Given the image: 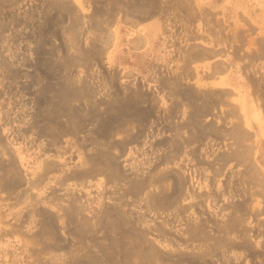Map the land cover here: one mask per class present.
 Returning <instances> with one entry per match:
<instances>
[{
  "label": "rangeland",
  "instance_id": "1",
  "mask_svg": "<svg viewBox=\"0 0 264 264\" xmlns=\"http://www.w3.org/2000/svg\"><path fill=\"white\" fill-rule=\"evenodd\" d=\"M193 1L200 12L208 2L94 0L80 14L65 0H0V264L182 263L161 251L170 247L160 235L178 244L176 252L190 247V150L205 156V176L222 189L234 184L230 169L242 159L244 199L258 216V234L232 235L238 243L193 235L205 248L193 261L212 264L209 257L235 248L242 264H264V78L252 81L262 95L246 98L262 110L258 130L249 127L244 99L232 97L231 108V95L213 90L214 77L204 76L211 65L189 79L188 61L216 53L190 49ZM110 8L120 14H106ZM137 16L163 22L147 52L124 42L135 31H125L123 19ZM160 139L157 151L168 161L157 173L140 162ZM93 174L115 186H77ZM115 201L126 205L102 209ZM150 204L165 210L151 212ZM146 209L158 214L149 224L137 218ZM237 210L232 223L246 212Z\"/></svg>",
  "mask_w": 264,
  "mask_h": 264
},
{
  "label": "crops",
  "instance_id": "2",
  "mask_svg": "<svg viewBox=\"0 0 264 264\" xmlns=\"http://www.w3.org/2000/svg\"><path fill=\"white\" fill-rule=\"evenodd\" d=\"M65 1H69V3L73 5L75 11L81 14L83 13L81 5L84 3L85 6H88V3L94 0ZM193 7H195L194 10L190 11V49H203L206 50V52L214 50L216 53L212 55L208 53V55L203 58L188 61L189 79L190 71L195 77V69L200 66L211 65L212 71H206L204 76L209 75V78L214 77L213 81L217 83V87H213V90L218 93H229V95H231L229 98V107L231 108L235 107L232 105V97H238L241 100L244 99L246 101L245 109L247 119L250 120L249 127L258 130L260 127L259 122L262 116V110L258 105L252 104L251 106L246 98L251 95H262V93L255 90L252 81L264 78V46L261 45L259 41L264 40V0H208L201 8L202 13L196 6L195 1H193ZM93 9L99 10L100 6L94 4L92 10ZM110 9L111 10H108L106 14H120V11H116L114 8ZM122 14L141 15L143 13L124 10ZM123 22L125 31L129 33H131L132 30L135 31L134 36H126V39H124L125 45H128L129 48L134 50L139 49L140 53L141 51L147 52L148 49L152 47L163 27L162 20L156 18L142 19L137 16L133 20L124 18ZM254 41L257 42L254 43ZM136 46H138V49H136ZM129 57L132 58L131 55ZM173 59L174 57L171 54V62ZM167 64L168 62L165 67H167ZM128 71L130 70H126V72ZM194 80V78L189 80V83L186 85V91L190 92V84H194ZM208 81H210V79H208ZM209 86L210 85L199 88L203 90H212ZM151 94L158 96L155 91H152ZM144 104L145 103L141 102V105L144 106ZM238 111L241 113L239 121L242 125V106L240 104L238 105ZM211 113L212 111L210 110L204 117H207ZM219 114L220 111L217 112V115H213V119H218ZM235 121L237 122V115H235ZM149 127L150 123L147 124V128ZM161 140L162 139L157 140L155 145H153V142L151 143L152 150L149 144V148L147 147L148 150L141 153L140 164H149V168L153 166L152 170L157 171V173L166 170V168L162 170L158 169L160 165L168 161V155L166 153H158L157 151V148H160V145H162ZM93 147L96 148L95 145H93ZM94 148H91L90 153L95 150ZM47 152H49V150ZM127 153L130 154L129 150L118 157V162L119 159ZM188 154V156H190V235L188 236L190 247L186 249H177L176 252L173 250V247L178 244L174 243L175 241L171 240L170 237L162 234L160 235L162 237L160 239H162L164 245L170 248H162V250L158 248L161 251L164 250L163 252L173 254L174 258L178 257V259L183 260L180 264H196L193 261L195 257H203L205 254V248L203 244H201V240H198L199 237H194L193 235H230L228 237L231 241H233V243H238V241H236L237 237L233 238L232 235L258 234L257 209L253 205V200L248 203L247 199H244V194L248 195L249 192L243 189L241 185L243 176L242 159L237 162L235 158V168L230 169L229 177H234V184L229 180L228 186L224 185L222 189L216 182L213 183L210 178L205 176V166L201 164L205 160V156L199 151L195 152L193 150H190ZM172 161H174V159L170 160V162ZM238 163L240 167H238ZM78 164L74 169L81 166ZM105 176L107 175H89L85 179L77 180V183H79L77 186H82L83 188L91 187L97 191L110 190L115 184L111 182L112 186H108L110 181H108ZM100 177H104L107 183H103L104 181H102ZM68 186L73 185H67L66 187ZM163 189L164 188H161L159 190L163 191ZM150 190L151 187L146 190V193H149ZM136 203L138 204L139 200ZM125 205L126 201H115V204H105L102 209L124 208ZM174 205L175 206H172L170 209L171 216L174 210L178 208V202L176 201ZM127 206L129 208L128 210L132 211L131 206ZM242 206L246 210L245 214L241 216L243 220L241 219L238 223H232V218H235V216L239 214L237 209ZM155 207L158 206L152 204L149 206L147 205V208L151 210V212L152 210H165L164 208ZM27 215H30V212ZM153 215L158 216V214L155 213ZM153 215L146 209L144 213L140 212L137 218L149 224L152 221ZM171 216L169 218H171ZM167 217H165V220H167ZM173 218L172 216V223H176L177 220L173 222ZM249 219H252L250 223H248ZM253 223H255L254 227ZM220 252L221 253L209 257V261L213 260L212 264H242L241 258L244 254L242 249L229 248Z\"/></svg>",
  "mask_w": 264,
  "mask_h": 264
},
{
  "label": "bare ground",
  "instance_id": "3",
  "mask_svg": "<svg viewBox=\"0 0 264 264\" xmlns=\"http://www.w3.org/2000/svg\"><path fill=\"white\" fill-rule=\"evenodd\" d=\"M127 111V110H126Z\"/></svg>",
  "mask_w": 264,
  "mask_h": 264
}]
</instances>
